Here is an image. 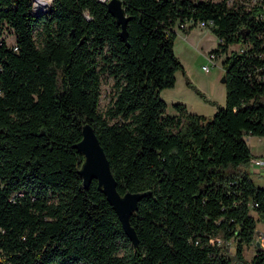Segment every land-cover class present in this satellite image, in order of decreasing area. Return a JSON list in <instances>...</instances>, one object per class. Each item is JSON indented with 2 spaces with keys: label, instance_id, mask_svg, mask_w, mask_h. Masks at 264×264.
Returning <instances> with one entry per match:
<instances>
[{
  "label": "trees",
  "instance_id": "obj_1",
  "mask_svg": "<svg viewBox=\"0 0 264 264\" xmlns=\"http://www.w3.org/2000/svg\"><path fill=\"white\" fill-rule=\"evenodd\" d=\"M229 1L122 0L124 39L109 0L43 12L0 0V264H233V238L236 264H264L261 245L243 254L264 220L246 138L264 137V0ZM202 21L226 55V104L212 117L183 102L168 113L161 91L183 68L176 26ZM103 73L114 78L107 115ZM87 122L118 189L152 190L131 216L137 246L98 180L84 186L75 145Z\"/></svg>",
  "mask_w": 264,
  "mask_h": 264
},
{
  "label": "rangeland",
  "instance_id": "obj_2",
  "mask_svg": "<svg viewBox=\"0 0 264 264\" xmlns=\"http://www.w3.org/2000/svg\"><path fill=\"white\" fill-rule=\"evenodd\" d=\"M236 1L242 2L243 0H230L229 2L234 3ZM254 1L250 0L249 2L252 4ZM44 2L46 6L36 9L37 12L45 11L51 0H44ZM176 30L175 52L181 59L183 68L176 71L177 79L175 85L164 88L161 91V96L167 101V112L171 114L178 113L174 104L183 102L186 104L189 112L212 117L218 106L226 104V86L225 81L222 80L225 73L223 61L226 55L224 53L221 54L218 60H216V65H212L207 56L217 46L219 37L211 28L201 26L200 24L188 28L186 31L177 25ZM4 35L9 44L15 42V36L10 28H6ZM38 41L41 42V39L38 38ZM241 46V43H234L230 46L229 51L241 49ZM204 65L210 66V70L206 71ZM101 77L99 109L107 115L106 111L111 104V97L114 94V78L107 73H103ZM117 119V117L109 118L110 121H116ZM246 138L253 154L264 155V139L261 135L249 134ZM251 177L257 185H264V173L251 171ZM263 233L264 220H260L257 224L254 242L245 244L244 246L243 254L247 259H251L257 252L258 245H256V242ZM227 247L229 255L233 257V264H236L237 245L234 238L227 243ZM78 264L88 263L80 261Z\"/></svg>",
  "mask_w": 264,
  "mask_h": 264
},
{
  "label": "water",
  "instance_id": "obj_3",
  "mask_svg": "<svg viewBox=\"0 0 264 264\" xmlns=\"http://www.w3.org/2000/svg\"><path fill=\"white\" fill-rule=\"evenodd\" d=\"M107 4L112 14L116 16L118 24L122 26L121 34L124 39H127L128 16H126L122 0H109ZM222 80H226L225 74ZM75 146L84 156L81 168L79 169L84 186L88 188L94 178L98 180L99 186L103 189L108 200L117 211L126 233L131 238L133 244L137 246L139 244V236L135 226L131 222V216L138 208L140 200L151 194L152 190H128L122 193L118 189V181L112 171L108 155L91 123L87 122L83 125L82 138ZM256 244L258 246L261 245L259 240H257Z\"/></svg>",
  "mask_w": 264,
  "mask_h": 264
},
{
  "label": "built area",
  "instance_id": "obj_4",
  "mask_svg": "<svg viewBox=\"0 0 264 264\" xmlns=\"http://www.w3.org/2000/svg\"><path fill=\"white\" fill-rule=\"evenodd\" d=\"M200 25L207 27V24L204 21L200 22ZM207 56L212 62V65L217 64L216 60H218L219 55L216 52H213L211 50ZM204 69L206 71H209L210 66L204 65ZM251 170L255 173H264V155H254L251 158ZM259 241L261 243V246L264 248V233L261 234Z\"/></svg>",
  "mask_w": 264,
  "mask_h": 264
},
{
  "label": "bare ground",
  "instance_id": "obj_5",
  "mask_svg": "<svg viewBox=\"0 0 264 264\" xmlns=\"http://www.w3.org/2000/svg\"><path fill=\"white\" fill-rule=\"evenodd\" d=\"M46 6V3L44 2V0H36L35 1V10L36 9H40ZM39 7V8H38ZM264 139V137H262Z\"/></svg>",
  "mask_w": 264,
  "mask_h": 264
},
{
  "label": "crops",
  "instance_id": "obj_6",
  "mask_svg": "<svg viewBox=\"0 0 264 264\" xmlns=\"http://www.w3.org/2000/svg\"><path fill=\"white\" fill-rule=\"evenodd\" d=\"M226 101V100H225ZM251 147V146H250ZM252 150V149H251ZM254 155H258V154H254ZM262 174V173H261Z\"/></svg>",
  "mask_w": 264,
  "mask_h": 264
}]
</instances>
